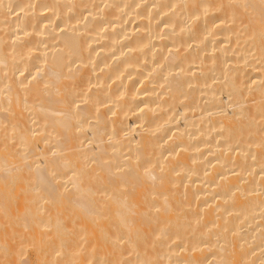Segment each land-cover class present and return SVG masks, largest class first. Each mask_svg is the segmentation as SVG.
Listing matches in <instances>:
<instances>
[{
	"label": "bare ground",
	"instance_id": "6f19581e",
	"mask_svg": "<svg viewBox=\"0 0 264 264\" xmlns=\"http://www.w3.org/2000/svg\"><path fill=\"white\" fill-rule=\"evenodd\" d=\"M0 264H264V0H0Z\"/></svg>",
	"mask_w": 264,
	"mask_h": 264
},
{
	"label": "rangeland",
	"instance_id": "374dc122",
	"mask_svg": "<svg viewBox=\"0 0 264 264\" xmlns=\"http://www.w3.org/2000/svg\"><path fill=\"white\" fill-rule=\"evenodd\" d=\"M230 35H231V36H234V35H233V31H231ZM233 38H234V37H233ZM232 40H233V39H232ZM79 91H80V90H79ZM79 91H77V93H78Z\"/></svg>",
	"mask_w": 264,
	"mask_h": 264
}]
</instances>
